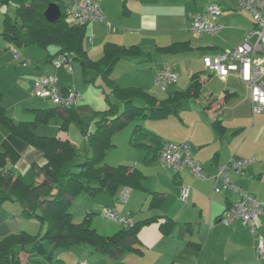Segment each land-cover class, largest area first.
Returning a JSON list of instances; mask_svg holds the SVG:
<instances>
[{"label": "crops", "instance_id": "crops-1", "mask_svg": "<svg viewBox=\"0 0 264 264\" xmlns=\"http://www.w3.org/2000/svg\"><path fill=\"white\" fill-rule=\"evenodd\" d=\"M97 1L105 13L106 19L86 25L84 45L89 58L94 61L101 59L104 55L106 42H113L128 48L135 47L140 50L138 54L125 56L117 62L111 73V77L116 84L123 88H140L145 92L152 91L154 88L153 78L157 84L158 67L165 63H174L178 80L171 83L164 90L169 91L168 96L171 92L188 90L194 73H200L202 86L198 96L189 95V97L184 98L183 106L179 112L166 116L168 118L170 115L179 114L181 123H175L172 128L166 130V133L162 132L161 134L159 130L157 132L150 131L156 133L164 143L169 141L189 143L193 158L201 164L205 177L196 176L189 169L175 171L164 168L160 158L163 148L158 151L151 149L150 153L147 155L146 152L145 157H143L145 165H156L167 171L164 173L159 172L161 175L155 177L154 184L144 183L148 176L134 164L140 162V160H124L125 163L120 164L138 168L143 175L140 186L120 184L114 191L116 192L117 189H124L125 187L131 188L127 202L123 201L125 204H131L128 213L130 215L127 217H133L132 219L135 222H143L154 217V220L141 225L139 229V241L135 245L140 251H127L120 256H116L103 250L94 249L87 244L57 247L49 239V246L44 243L46 249L52 252L54 257L57 250L63 248L64 251H61L59 258H54L62 260L65 264H80L84 259L99 264H264V255L259 253V237H264V212L260 217L257 233L251 232L250 228L240 221L227 225L221 221V216L227 207L240 198V195L231 190L215 191L216 186L221 184V179L217 176L220 164L229 162L233 157L253 158L255 161L244 170L238 171L231 168L228 172L232 181L256 197L264 207V151H262V144L250 142L258 124L246 126L242 123L245 115L242 109L247 107L248 110H251V88L242 81L240 73L236 71L231 72L226 78H220L204 65L205 69L208 70V75L203 76L204 63L202 64L201 61L197 63L194 60L196 56L184 53L197 48L200 54L199 59H203L206 55H216L227 48L239 45L245 41L249 31L254 27L253 15L250 12H245L248 10L240 9L236 0ZM10 2L13 1L3 2V4H9ZM55 2L61 3L65 9L69 0H56ZM209 4L221 6L223 11L220 19L226 26L217 34L199 35L201 39L197 42L190 36V34H196L189 30L190 15L205 11ZM73 22L72 19L71 23ZM2 31L0 32V54L4 56L10 48L9 50L15 52L18 57V59H15L18 63L21 58H19V53L16 52L17 46L10 44L2 36ZM177 42H187L189 48L178 53H164L159 49ZM255 58L262 64L264 69V51L256 52ZM45 60V62L54 65L53 61H47L46 58ZM75 61L77 60H73L71 66H66L65 70L68 71V68L74 70ZM28 64V62H24L23 65L27 67ZM198 64L200 66H197ZM153 67L155 74L152 81H150L146 79L145 74ZM56 68L59 70L62 67ZM50 74L56 75L55 73ZM47 75L35 76L33 79L31 76V80L27 84L31 94L35 80L40 76ZM213 75L225 82L224 90H219L218 94H216L217 92L213 87H207L205 84ZM73 76L72 74L71 77L68 76V82L72 80ZM262 81L264 82V71ZM170 86L172 87L171 90H169ZM66 87L67 85L64 84L58 86L57 77V88H59L58 92L61 96L69 94ZM104 90H109V88L105 86ZM149 94L156 96L152 93ZM203 94L205 95L204 99H202ZM226 94H229L227 98H225ZM115 99L117 98L115 97ZM187 99L198 100L199 102H196L197 107H191V112L188 116H185L181 110H183L184 101ZM81 100L72 108L83 120V124L88 125L89 129L90 124L85 123L80 115L82 112L89 110L91 106L88 102H81ZM118 100L121 102V107H125L124 103L120 99ZM116 102L118 103V101ZM231 102H237V105L229 107L232 104ZM50 108L55 109L54 116L61 114L64 120L67 117V113L62 106L58 105ZM119 110L124 109L121 110L119 105ZM253 115L256 114L253 113ZM97 117L96 113L94 119H98ZM216 117L221 120L219 128L213 125V120ZM139 118L142 117L133 118L127 121L126 125ZM137 125H141L143 128L152 127L150 126L151 123L144 121L136 123L135 128ZM62 126L57 137L72 140L67 127L63 129ZM147 130L149 129L147 128ZM260 131L261 136L264 138V125ZM72 141L78 146L74 140ZM137 147L146 151L149 149L146 146ZM0 150L7 152L9 164L17 173L28 172L35 162L40 165L46 163L45 155L40 149L26 143L3 127H0ZM117 161L108 158L106 162L112 165L110 162L118 163ZM119 161L123 162L122 160ZM159 181L160 185L158 184ZM136 189L147 192L148 198H150L149 208L147 210L139 208L140 212H137L138 214L135 212L137 209L135 203L140 197H144V193L142 195V193L135 191ZM185 190H187L186 199L184 198ZM70 211L73 213L71 208ZM88 211L93 210L89 209ZM31 216L24 212L23 205L19 201L8 199L3 202L0 206V240L6 235L21 232L30 235H43L45 223L40 221L41 223L38 224ZM168 221L172 225L169 232H166L162 224H166ZM118 226L116 225L113 229H117ZM123 226H120L117 230ZM109 233L104 234H113ZM50 247L53 249L50 250ZM27 256L28 253L25 251L19 254L21 264H27Z\"/></svg>", "mask_w": 264, "mask_h": 264}, {"label": "trees", "instance_id": "trees-1", "mask_svg": "<svg viewBox=\"0 0 264 264\" xmlns=\"http://www.w3.org/2000/svg\"><path fill=\"white\" fill-rule=\"evenodd\" d=\"M9 1L3 0L4 3ZM12 1L15 4V18L5 15L1 33L10 44L18 47L36 45L46 50L51 45L57 46L55 53L47 54V61H53L63 54L71 56L73 60L80 62L85 82L93 80L89 76L91 70L96 72L125 107L120 111L118 103L110 101V108L97 119L94 132L89 131L88 125L83 124V120L72 107L64 108L67 117L62 128L66 129L69 120H76L88 136L90 148L85 149L86 157L81 163H75V159L84 151L83 148L69 138L38 135L35 131L39 124L49 122L54 116V108L34 109L33 120H18L7 113L3 104V92L0 90V127L40 149L46 158L44 165L35 162L28 172L17 173L9 164L7 152L0 150V206L8 199L17 200L23 205L25 213L36 215L47 225L46 233L41 236L21 232L3 237L0 240V264H21L19 254L23 251L28 253L27 264H65L62 260L55 259L53 253L46 249L45 239L52 240L57 247L87 244L116 256L127 251H140L135 245L139 241V229L141 225L154 220V217L135 222L129 228L123 226L115 233L106 235L91 226L94 211H88L82 221H75L70 211L72 200L83 190L91 194L102 190L113 193L120 184L140 186L143 175L138 168L124 164L112 166L105 162L106 151L113 145L114 133L122 129L127 121L147 116V113L150 117L158 118L178 113L184 98L189 95L198 96L200 93V73H194L188 90L171 92L163 99L140 88H123L115 83L111 73L121 58L136 55L140 50L106 42L103 57L94 61L89 58L84 45L86 24L80 25L75 21L70 23L61 3V17L56 21H49L44 13L48 5L56 0ZM187 44L177 42L159 49L164 53H178L189 48ZM228 96L226 94L225 98ZM106 98H109L108 93ZM137 100L142 102L141 106L135 104ZM219 124L221 120L216 117L213 125L219 128ZM132 142L134 145L149 148L147 155L151 149L158 151L165 144L156 133L141 125L135 128ZM74 166L79 169L74 170ZM63 177L67 179L66 183H62ZM171 225L168 221L162 227L169 232Z\"/></svg>", "mask_w": 264, "mask_h": 264}, {"label": "rangeland", "instance_id": "rangeland-1", "mask_svg": "<svg viewBox=\"0 0 264 264\" xmlns=\"http://www.w3.org/2000/svg\"><path fill=\"white\" fill-rule=\"evenodd\" d=\"M66 1V0H65ZM15 5L13 2H10L9 4H3L0 8V32L4 28L3 19L6 14H9L12 19L15 18ZM249 13V11H245ZM68 21L71 23L72 19L70 17L67 18ZM191 37H193L197 42L201 39L199 35L196 34H190ZM246 40V39H245ZM195 44V43H193ZM241 44V43H240ZM238 46V45H237ZM235 46V47H237ZM233 47V48H235ZM233 48H227L226 50H231ZM7 50V54L5 53L4 56L0 54V90L3 92V104L7 108V113L18 119V120H33L35 118L33 109L34 108H50L58 106V104L51 98V97H40V96H33L31 94V91L28 87V82L36 76L39 75H47L48 73H55L58 77V86L61 84L67 85V89L69 94L63 97H68L73 90H76L81 95V102H88V104L91 106V108L87 111L82 112L80 115L81 118L84 119L85 123L90 124L89 131L94 132L97 127V119H94V115L97 113V118H100L101 113H103L105 110L110 108V101L116 102L118 101L120 105V109H124V107H121V102L118 99H115V96L112 94L110 90H104V81L100 75H98L96 72L89 73V76L93 78L92 81L85 82L82 75V69L81 65L78 61L74 62V70L72 68H68V71L65 70L66 66H62L59 70L56 68V65L49 64L45 62V58L48 54V52H55L57 49V46L51 45L48 50L41 49L36 45H29V46H23L16 48V52L19 53L20 61H15V59H18L15 52H12ZM186 55L196 56L195 62L203 64V59H199V49L193 48L192 50L188 52H184ZM14 60V61H13ZM24 62H28V66H24ZM17 64V66H16ZM197 66H200L198 64ZM54 67V68H53ZM69 67V66H67ZM64 68V69H63ZM203 69H205L203 64ZM75 73V74H74ZM72 74V80L68 82L67 78L68 76L71 77ZM155 74L154 67L151 68L148 72H146L145 77L146 79L152 81V78ZM203 76L208 75V70L205 69V71L202 72ZM67 80V81H66ZM102 81V83H101ZM69 84H67V83ZM153 89L152 91H147L149 93L155 94L159 98H165L169 91L162 90L156 83L153 78ZM207 87H213L216 90V94H218L219 90H224V84L225 82L217 77L216 75H213L209 80L205 83ZM74 86V87H72ZM187 86V85H186ZM186 88V87H183ZM59 89V88H58ZM172 87L170 86L171 90ZM205 91V89H204ZM108 93V99L106 98V94ZM205 95L203 94L202 99H204ZM196 102H199L198 100H185L184 101V108L181 110V112H184L185 116H188L191 112V107H197ZM117 103V102H116ZM229 107H233L237 105V102H231ZM136 105L141 106V101H136ZM67 108V107H63ZM230 110V109H228ZM244 118L243 122L248 125L252 124H258L257 129L252 134L250 142H254L256 144H262V151H264V138L261 136V129L264 125V113L253 115V107L251 106V110H248L247 107H244L243 109ZM250 112V113H248ZM188 119V118H187ZM142 121L151 123L152 127H145L149 130L158 131L162 134V132L166 133L168 129L172 128L175 123L179 124L181 123V119L179 118V114L170 115L167 117H150L147 113V116H143L142 118L136 119L134 121H131L126 125V127L120 129L116 133H114L113 137V145L106 151L105 154V162L109 159L111 160H118V163H112V165H118L120 163H125L124 160H140V162L134 163L137 167L141 168L145 174L148 176L145 180V184H154L155 177L160 176L159 172H167L163 168H160L159 166H148L145 165L143 160L145 157V153L147 152L145 149H140L139 147L135 146L132 143V134L135 128L136 123H142ZM64 123V118L61 116V114H56L52 117V119L48 123L40 124L36 127V132L39 135H47V136H58V132L60 131V127ZM67 130L69 134L72 137V140H74L78 147H81L84 149L82 150V153L80 156H78L75 159V163L82 162L84 158L86 157L85 149L88 150L89 143H88V136L83 132V129L81 128L80 124L76 120H69L67 124ZM138 157V159H137ZM256 158V157H255ZM119 160H122L123 162H120ZM142 160V162H141ZM74 170H78V166L73 167ZM67 179L66 177L62 178V183H66ZM158 182V181H157ZM161 184L160 181L158 183ZM158 186V185H157ZM122 189H117L114 193H106L103 190L97 192V194H90L89 192L83 190L80 193H78L72 200L71 203V210L73 211V216L76 221H81L84 216L86 215L87 211L89 209H92L94 211V214L92 216L91 226L98 228V230L102 233L110 232L109 234L113 233L115 230L120 228L122 224L113 222L111 220H108L104 217L103 211L105 206H113L117 211L120 212V214L123 217H127L130 214L129 211L131 209V204H125L120 196L122 193ZM135 191L139 193H144V197H140L138 201H136V213L140 212L139 208H142L144 210H147L150 205V198H148L147 192L143 190L136 189ZM146 197V198H145ZM137 213V214H138ZM33 220L37 221L38 224L41 223L40 220L36 215L31 216ZM132 217V216H131ZM133 218V217H132ZM116 225H119L117 229H113L116 227ZM112 228V230H111ZM47 230L46 223L44 224V229L42 234H45ZM110 230V231H109ZM45 245L49 246V240L45 239ZM53 248L50 247V250ZM61 251H64L63 248H59L57 250V253L55 254V258H59V255ZM88 256V254H87Z\"/></svg>", "mask_w": 264, "mask_h": 264}, {"label": "built area", "instance_id": "built-area-1", "mask_svg": "<svg viewBox=\"0 0 264 264\" xmlns=\"http://www.w3.org/2000/svg\"><path fill=\"white\" fill-rule=\"evenodd\" d=\"M240 9L248 10L254 17V27L249 31L244 42L231 50L222 51L216 55H206L203 63L207 69L213 71L220 78H226L231 72L240 73L243 82L251 88L252 107L254 114L264 113V82L262 64L256 60L255 54L264 51V0H236ZM3 0H0V8ZM222 8L218 4H209L207 9L200 13L190 15L189 30L198 35L217 34L226 24L221 21ZM67 16H70L77 24L87 25L101 22L106 19L105 13L97 0H69L65 7ZM73 58L66 54L54 58L56 67L71 66ZM157 84L166 90L167 87L178 80L174 63L162 64L157 69ZM32 95L51 97L59 106L73 107L80 100L81 95L73 90L68 97L59 94L57 88V76L50 74L38 77L32 87ZM162 166L166 169L181 171L189 169L194 175L205 177L201 164L193 158L191 146L187 142L169 141L164 144L161 155ZM253 158L233 157L229 162L218 166V178L221 184L215 191L231 190L240 195V198L232 203L223 215L221 221L227 225L240 221L247 225L251 232L257 233L259 220L264 212L261 202L246 189L232 181L229 169L244 170L252 164ZM131 188L125 187L121 193V199L127 202ZM187 190L184 191V198ZM103 215L106 219L118 222L126 227H131L135 221L130 217H123L115 208L105 206ZM259 253L264 255V237H259ZM80 264H99L98 262L84 259Z\"/></svg>", "mask_w": 264, "mask_h": 264}, {"label": "water", "instance_id": "water-1", "mask_svg": "<svg viewBox=\"0 0 264 264\" xmlns=\"http://www.w3.org/2000/svg\"><path fill=\"white\" fill-rule=\"evenodd\" d=\"M45 17L49 21H56L61 17L62 11L58 3L51 2L45 10Z\"/></svg>", "mask_w": 264, "mask_h": 264}]
</instances>
